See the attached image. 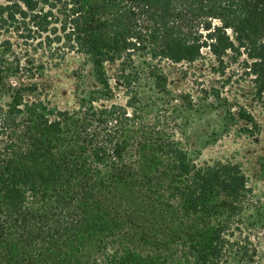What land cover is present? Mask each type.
Segmentation results:
<instances>
[{"label": "trees", "instance_id": "obj_1", "mask_svg": "<svg viewBox=\"0 0 264 264\" xmlns=\"http://www.w3.org/2000/svg\"><path fill=\"white\" fill-rule=\"evenodd\" d=\"M0 32L23 44L4 39L0 52V264H227L244 174L190 160L172 130L145 123L137 90L151 83L169 102L163 64L194 63L205 48L221 67L243 55L264 97V0H0ZM68 52L101 86L72 110L44 84ZM107 64L131 112L94 105L113 95ZM81 239L101 258L81 261Z\"/></svg>", "mask_w": 264, "mask_h": 264}, {"label": "rangeland", "instance_id": "obj_2", "mask_svg": "<svg viewBox=\"0 0 264 264\" xmlns=\"http://www.w3.org/2000/svg\"><path fill=\"white\" fill-rule=\"evenodd\" d=\"M9 39L11 49L23 45L15 33L0 32L2 41ZM202 58L194 63H164L167 87L172 99L164 102L152 84L139 82L136 110L145 123L159 120V124L172 130L184 153L193 162L204 165L214 162L235 164L246 179L248 201L230 219V232L226 236L227 264H240L242 252L252 255L248 264H264V97L256 94L252 77L242 63L243 55L216 65L212 55L203 49ZM108 75L116 73L117 64L106 65ZM117 80L110 78L113 95L100 99L94 105L106 107L111 103L132 108L126 104L125 90ZM44 84L49 100L61 109H77L91 100L101 86L92 69L81 54L68 52L57 66H47ZM84 100V101H83ZM248 113L253 122L238 116ZM167 181L162 188L167 192ZM142 192L139 200H143ZM107 206L108 203L106 201ZM96 241L99 234L93 235ZM111 240V238H110ZM109 241V240H108ZM78 243V239H77ZM78 255L81 261L101 258L102 250L86 245L81 239ZM108 247H113L109 244ZM141 251L147 248L139 245Z\"/></svg>", "mask_w": 264, "mask_h": 264}]
</instances>
